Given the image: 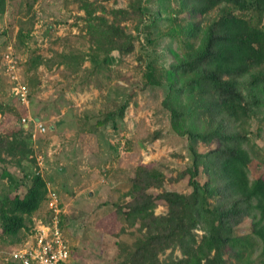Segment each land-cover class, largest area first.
Wrapping results in <instances>:
<instances>
[{
  "label": "rangeland",
  "instance_id": "obj_1",
  "mask_svg": "<svg viewBox=\"0 0 264 264\" xmlns=\"http://www.w3.org/2000/svg\"><path fill=\"white\" fill-rule=\"evenodd\" d=\"M132 2L3 0L0 7V135L17 138L22 147L20 161L0 156V196H22L32 174L44 178L58 197L69 247L67 264H118L139 245L144 230L125 223L117 213L131 199L138 165L156 168L165 177L161 188L150 190L161 199L157 197L146 215L165 214L163 198L190 192L187 176H180L191 165L190 143L183 135L187 121L170 118L161 106L166 84L146 85V71L162 72L174 55L197 45V40H187L182 33L188 17L179 12L178 0H164L158 19L153 23L145 16L139 27L136 19L111 13L128 9ZM159 5L142 2L146 14ZM95 15L133 35L134 50L107 53L108 43L93 35L95 20L90 17ZM260 16L264 25V14ZM144 32L150 33L151 43ZM10 60L15 61L13 70L8 69ZM16 84L26 86L24 103L15 95ZM124 104L122 117L102 122L106 113ZM33 120L42 123L43 133ZM245 129L252 160L249 178L264 179V122L252 119ZM194 147L200 152L207 148L197 143ZM201 163L214 170L220 166L205 156ZM49 215L43 202L31 226ZM247 224L238 233L246 234ZM26 232L21 230L12 242L0 236V264H11L8 252ZM196 233L199 238L201 232ZM174 256L180 253L174 251ZM228 264L235 262L230 259Z\"/></svg>",
  "mask_w": 264,
  "mask_h": 264
},
{
  "label": "trees",
  "instance_id": "obj_2",
  "mask_svg": "<svg viewBox=\"0 0 264 264\" xmlns=\"http://www.w3.org/2000/svg\"><path fill=\"white\" fill-rule=\"evenodd\" d=\"M153 1L161 5L150 14H146L143 0H133L129 10L111 13L136 19L137 27L143 25L145 16L154 23L165 8L164 0ZM178 3L179 12L188 17L182 33L187 40H197V45L174 55L162 72L149 68L146 85L166 84L162 108L174 121H187L183 135L190 143L191 165L180 176H187L190 192L163 198L165 214L146 215L158 197L150 190L161 188L165 177L156 168L138 165L131 179V199L117 213L144 233L129 257L118 264H228L230 259L235 264H264V179L249 178L252 160L245 129L252 119L264 122V25L260 24L264 0ZM90 18L95 20V38L108 43L107 53L134 50L133 35L102 16ZM21 33L22 28L18 35ZM144 36L151 43L150 33L144 32ZM125 108L126 104L106 113L102 122L122 117ZM2 109L0 104V112ZM196 143L207 146L206 150L197 151ZM21 151L17 138L0 135V156L20 161ZM202 156L220 166L207 168L201 163ZM28 180L30 185L22 196H0V236L11 242L21 230L30 229L31 217L48 193L40 174H32ZM246 221L248 232L238 233ZM196 231L201 232L199 238ZM167 250L170 253L161 260L159 255Z\"/></svg>",
  "mask_w": 264,
  "mask_h": 264
},
{
  "label": "built area",
  "instance_id": "obj_3",
  "mask_svg": "<svg viewBox=\"0 0 264 264\" xmlns=\"http://www.w3.org/2000/svg\"><path fill=\"white\" fill-rule=\"evenodd\" d=\"M8 69L13 70L15 61L10 60ZM15 95L21 103L26 101L25 85L16 84ZM24 121V119H23ZM39 133L45 131L42 123L35 122ZM45 206L49 211L47 220H39L26 232L25 237L8 252L7 262L11 264H67L69 247L60 225V207L57 194L46 195Z\"/></svg>",
  "mask_w": 264,
  "mask_h": 264
},
{
  "label": "water",
  "instance_id": "obj_4",
  "mask_svg": "<svg viewBox=\"0 0 264 264\" xmlns=\"http://www.w3.org/2000/svg\"><path fill=\"white\" fill-rule=\"evenodd\" d=\"M36 121H38V119H35Z\"/></svg>",
  "mask_w": 264,
  "mask_h": 264
}]
</instances>
